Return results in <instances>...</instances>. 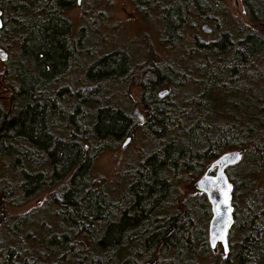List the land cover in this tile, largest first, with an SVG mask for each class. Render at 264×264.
Wrapping results in <instances>:
<instances>
[{"label": "trees", "instance_id": "16d2710c", "mask_svg": "<svg viewBox=\"0 0 264 264\" xmlns=\"http://www.w3.org/2000/svg\"><path fill=\"white\" fill-rule=\"evenodd\" d=\"M136 1L142 15L160 17L159 35L170 49L182 45L191 32L203 31L202 23L218 25L216 17L225 8L223 0ZM74 3L0 0V49L7 61L8 47L17 46L12 66L4 64L0 74V200L7 199L0 201V264H159L156 251L162 258L157 262L199 264L193 258L196 249L211 250V205L201 194L198 205L186 202L182 211L177 208V176L187 173L198 180L209 164L234 151L243 152V162L254 167L252 172L234 170L239 173L235 179L229 174L234 188L231 239L235 231L239 237L235 259L238 264H264V201L260 204L256 194L244 198L250 191L246 182L264 177V93L252 94L264 83V35L244 25L236 36L224 32L215 42L195 36L194 46L185 50L186 60L212 55L223 64L197 71L192 84L204 86L203 92L184 97L179 105L176 98L188 76L178 64L138 66L125 48L97 51L89 42L90 23L76 33L66 15ZM243 4L249 26L264 24V0ZM79 79L84 84L74 90L72 82ZM125 81L141 90L134 107L143 115L142 125L134 113L104 98L108 86ZM166 86L171 91L161 98ZM3 88L7 92L2 96ZM232 92L239 99L206 101L209 95ZM140 130L155 148L135 170L127 197L115 201L93 179L95 160ZM44 192V208H54L62 228L54 232L42 222L34 234L30 216L14 220L6 210L23 207ZM237 192L244 200L242 212ZM25 232L34 235L29 247H43L37 259L21 254L28 246ZM86 240L91 249L84 247ZM12 243L20 247V257L9 247ZM232 253L217 261L231 263Z\"/></svg>", "mask_w": 264, "mask_h": 264}, {"label": "rangeland", "instance_id": "374dc122", "mask_svg": "<svg viewBox=\"0 0 264 264\" xmlns=\"http://www.w3.org/2000/svg\"><path fill=\"white\" fill-rule=\"evenodd\" d=\"M223 1L225 4L223 14L220 17H216L219 19V24L215 26L210 22L201 24L202 26L208 25L212 29V32H191L192 34L187 35L186 41L182 45L178 44V47L175 49L167 48L161 40L159 31L162 29V25L160 17L155 15L157 13L154 12L155 14L142 15L138 10L139 6L136 0H80L79 4L77 0H75V7L66 13V15L71 19L76 33L80 30V27L90 23L91 27L88 30L91 37L89 42L94 43V47L99 52L102 51V53H110L111 51L118 48H125L129 50L131 55L134 57V61L138 63V66L153 65V61H155L156 64L175 63L180 65L181 68L183 67V71L187 73L188 81L187 85L182 88L183 90L177 95L176 98L177 103L179 102V105H181L183 104L184 97H197L203 92L204 86L200 85L199 87H195L192 84L193 80L197 77V71L221 67L223 64L217 61V56L212 55L209 57L194 56L191 58V61L186 60L187 54L185 50L190 48V46H194V38L197 37L198 39H202L208 43L215 42L221 36V34L224 33V31H228L227 33L236 36L237 32H240L244 25L264 35V24L249 26L243 0ZM94 18L96 19V24ZM216 26L218 29L214 32L213 28ZM3 42L5 44V40ZM12 43L13 41H9V44ZM14 46H16V44ZM14 46L13 48L8 47L10 52L8 61L6 60L7 62L5 61V63L0 60V74L4 72L6 67L4 64H8L9 67L12 66V61L15 60V51L17 52V46L15 51ZM205 59L209 61L206 62ZM190 71L192 74L188 73ZM82 77L83 76L79 75V78ZM83 84L84 83H81L80 79L72 82L74 90H77ZM140 91L141 90L138 85H133L130 83L127 84L126 81L117 82L108 86L104 98L107 103L116 107L125 108V110L134 113L139 109L135 108L134 104L139 100ZM170 91L171 87L166 86L162 88L160 93H167L164 96H161L160 94V97L164 98L170 93ZM6 92L7 90L3 88L1 91L2 96ZM8 93L11 95V92ZM260 93H264V83L257 84V87H255V89L252 91V94L254 95H259ZM215 97H220L222 101L237 98L239 99L236 92H232L227 97L209 95L206 101H210ZM154 148L155 143L149 142L146 139L143 130H140L136 136L129 140V143H123L113 150H104L97 156L92 172L94 181L115 201L124 200V198L127 197L128 187L133 182V174L135 173V170L139 168L141 160L151 153ZM210 165L211 164L208 166ZM253 168L254 167L249 165L248 161L245 160L237 166L228 168L227 174L228 176L231 174L233 179H235L238 177L239 173H234V170L239 169L240 171L246 170L248 172H252ZM11 171L12 165L9 161V169H7V174L9 175ZM177 177H179V183L176 185L174 189L175 193L173 194L174 197H177V208L182 211L181 206L186 202L198 205L196 202L201 200V193L194 190V185L197 179L187 173H182ZM1 180L5 181V176L3 177V175H1ZM246 184H248L250 191L248 192V197L244 196L245 200L251 198L253 194H256L259 203L263 204V175L260 174L259 177H255L254 183L253 181H248ZM242 186L243 183H241L240 188L238 189L239 193ZM238 192L236 195L237 210L242 212L244 208V200ZM47 195L48 192L41 193L23 207L12 208L9 206L6 212L14 220H17L20 217L23 218L30 216L32 220L31 231L34 234L41 231L39 224L42 222H45L47 226L51 227L52 231L59 232L62 228L60 227V225H62V221L55 213L54 208L51 207L52 209L50 210H45L44 208V202L47 198ZM5 200L7 199L2 197L0 201L3 202ZM200 225L202 226L203 224L200 223ZM63 226L64 228H69L67 223ZM28 233L29 232H25L23 238V241L28 246H25L26 248H24V251L21 254L23 256L37 259L38 252H41L43 247L37 243L33 247H29L31 243H34L32 241L34 235L29 237ZM230 242L233 253L231 256V263L229 262L228 264H238V261L235 259L237 245L239 242L238 231H235L232 234V239ZM82 243L86 249H91V245L87 240L82 241ZM9 247L17 249V252L19 253L18 256L20 257V252L18 251L20 247H18L16 243H12L9 245ZM155 256L157 257L155 261L156 263L164 264L163 261L157 262L158 259H162L158 258L160 254L157 251L154 254V257ZM223 256V248L221 246H218L215 250L211 249L202 253L199 246L196 249V253L194 254L193 258L199 264H226L224 262L217 261L219 257ZM84 258L85 255L83 254L81 259L85 260ZM60 261L62 260H52L49 261L48 264H58Z\"/></svg>", "mask_w": 264, "mask_h": 264}, {"label": "water", "instance_id": "95a60500", "mask_svg": "<svg viewBox=\"0 0 264 264\" xmlns=\"http://www.w3.org/2000/svg\"><path fill=\"white\" fill-rule=\"evenodd\" d=\"M80 1V0H79ZM1 13V11H0ZM0 16V23L2 22ZM2 28H0L1 30ZM203 30L206 33H210L211 29L209 26L205 25ZM6 54L0 50V59L5 61ZM167 92L161 94L164 96ZM136 117L139 119L141 123L144 122L142 115L139 111L135 112ZM129 143V140L126 144ZM240 154L239 160H234L235 154ZM243 158V154L241 152H232L225 154L218 160H216L208 172L195 183L194 189L204 193L211 205L212 210V219L209 225V242L212 246L213 238L216 235L223 236L228 244L229 249V235L234 226V215H233V207H232V192L233 187L226 175V170L229 167L238 165ZM216 171L215 175H211L210 172ZM225 201H227L225 203ZM221 245L224 250V241L216 240V246ZM213 248V247H212ZM229 252V250H228ZM228 254V253H227ZM148 264H154L148 263Z\"/></svg>", "mask_w": 264, "mask_h": 264}, {"label": "bare ground", "instance_id": "6f19581e", "mask_svg": "<svg viewBox=\"0 0 264 264\" xmlns=\"http://www.w3.org/2000/svg\"><path fill=\"white\" fill-rule=\"evenodd\" d=\"M80 2V1H79ZM79 4V3H78ZM1 11V10H0ZM1 13H2V11H1ZM3 15V14H2ZM1 19H2V17H1ZM3 20V19H2ZM216 21V20H215ZM3 22V21H2ZM205 26V25H204ZM203 26V27H204ZM208 26V25H207ZM203 27H202V30H203ZM223 28V27H222ZM211 29V28H210ZM203 32H205L204 30H203ZM211 32H212V29H211ZM210 32V33H211ZM225 32V31H224ZM228 32V31H227ZM230 32V31H229ZM206 33V32H205ZM244 36V35H243ZM87 37V36H86ZM251 39V38H250ZM245 40V39H244ZM251 42V41H250ZM240 45V44H239ZM0 50H2V49H0ZM3 51V50H2ZM4 52V51H3ZM5 53V52H4ZM232 53V52H231ZM244 53V52H243ZM6 54V53H5ZM229 54V53H228ZM227 56V55H226ZM1 60V59H0ZM7 60V55H6V59H5V61ZM2 61V60H1ZM5 61H2V62H5ZM191 61V60H190ZM194 62V61H193ZM180 66V65H179ZM183 68V67H182ZM185 69H187V68H185ZM247 93V92H246ZM261 100V99H260ZM183 102H184V100H183ZM195 103V102H194ZM256 104V103H255ZM182 105V104H181ZM225 105V104H224ZM257 105H259V104H257ZM179 106V105H178ZM228 106V105H227ZM200 108V107H199ZM224 109V108H223ZM228 109V108H227ZM139 110V109H138ZM137 110V111H138ZM139 113L141 114V112L139 111ZM195 113V112H194ZM236 113V112H235ZM217 114V113H216ZM134 115H135V112H134ZM142 115V114H141ZM199 115V114H198ZM219 115V114H218ZM136 116V115H135ZM215 116V115H214ZM224 116V115H223ZM142 117H143V115H142ZM216 117V116H215ZM137 118V117H136ZM222 118V117H221ZM138 119V118H137ZM144 119V118H143ZM139 120V119H138ZM226 120V119H225ZM224 120V121H225ZM141 123V122H140ZM144 123V122H143ZM143 123H141V124H143ZM128 140H130V139H128ZM127 140V141H128ZM126 141V142H127ZM234 152H237V151H234ZM230 153H232V152H230ZM242 154H243V158H242V160H241V162L239 163V164H241L242 162H243V160H244V153L243 152H241ZM228 154V153H227ZM225 155V154H224ZM223 155V156H224ZM222 157V156H221ZM220 157V158H221ZM214 163V162H213ZM212 163V164H213ZM212 164L209 166V168L212 166ZM238 164V165H239ZM237 166V165H236ZM232 167H234V166H232ZM230 168V167H229ZM226 175H227V177H228V179H229V181H230V178H229V176H228V174H227V170H226ZM182 177V176H181ZM201 179V178H200ZM200 179H198L197 181H199ZM230 183H231V181H230ZM231 185H232V183H231ZM232 187H233V185H232ZM174 188V187H173ZM195 190V189H194ZM197 191V190H196ZM233 191H234V188H233ZM197 192H199V191H197ZM199 193H201V192H199ZM174 194V193H173ZM201 194H204V193H201ZM192 206V205H191ZM232 207H233V192H232ZM199 208V207H198ZM194 209V208H193ZM196 209V208H195ZM212 211V210H211ZM233 215H234V208H233ZM211 222V221H210ZM210 225V224H209ZM233 229V228H232ZM208 232H209V230H208ZM231 232H232V230H231ZM231 232H230V234H231ZM209 234V233H208ZM229 237H230V235H229ZM209 244H210V242H209ZM218 246H221V245H217L215 248H212V246H211V244H210V247H211V249L212 250H215ZM222 247V246H221ZM223 253H224V250H223ZM229 253H230V241H229V252H228V254H226V255H229ZM225 256V255H224Z\"/></svg>", "mask_w": 264, "mask_h": 264}, {"label": "snow or ice", "instance_id": "6c2138e0", "mask_svg": "<svg viewBox=\"0 0 264 264\" xmlns=\"http://www.w3.org/2000/svg\"><path fill=\"white\" fill-rule=\"evenodd\" d=\"M77 2L79 3V0H77ZM0 16H2V13H0ZM4 27V25H3V23H0V28H3ZM6 58V57H5ZM234 160H239L240 159V154L239 153H237V154H235V156H234V158H233ZM227 201H225V203H226ZM223 240L224 241V255H225V258H227V253H228V244H227V241H226V239L223 237V236H220V235H216L214 238H213V241H212V247L213 248H215L216 247V240Z\"/></svg>", "mask_w": 264, "mask_h": 264}, {"label": "flooded vegetation", "instance_id": "af4514ba", "mask_svg": "<svg viewBox=\"0 0 264 264\" xmlns=\"http://www.w3.org/2000/svg\"><path fill=\"white\" fill-rule=\"evenodd\" d=\"M3 17V15H2ZM3 19V18H2ZM229 241H231V234H230V237H229ZM232 250V247H231V242H230V251Z\"/></svg>", "mask_w": 264, "mask_h": 264}]
</instances>
